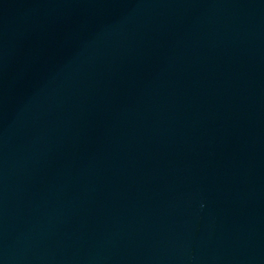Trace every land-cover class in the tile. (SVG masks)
<instances>
[{
  "label": "water",
  "instance_id": "95a60500",
  "mask_svg": "<svg viewBox=\"0 0 264 264\" xmlns=\"http://www.w3.org/2000/svg\"><path fill=\"white\" fill-rule=\"evenodd\" d=\"M0 264H264V0H0Z\"/></svg>",
  "mask_w": 264,
  "mask_h": 264
}]
</instances>
